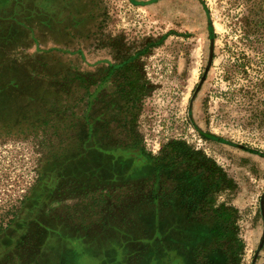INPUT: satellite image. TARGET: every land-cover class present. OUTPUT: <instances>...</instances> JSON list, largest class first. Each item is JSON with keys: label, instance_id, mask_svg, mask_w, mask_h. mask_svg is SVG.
I'll return each mask as SVG.
<instances>
[{"label": "rangeland", "instance_id": "1", "mask_svg": "<svg viewBox=\"0 0 264 264\" xmlns=\"http://www.w3.org/2000/svg\"><path fill=\"white\" fill-rule=\"evenodd\" d=\"M124 59L143 83L134 133L152 155L178 141L220 167L215 204L236 209L239 242L226 262L264 264V0H0V264H32L37 250L38 264L188 263L177 246L145 254L132 230L88 238L83 199L51 205L40 184L54 139L15 83L49 88L54 68L99 78Z\"/></svg>", "mask_w": 264, "mask_h": 264}, {"label": "trees", "instance_id": "2", "mask_svg": "<svg viewBox=\"0 0 264 264\" xmlns=\"http://www.w3.org/2000/svg\"><path fill=\"white\" fill-rule=\"evenodd\" d=\"M130 60L109 63L99 78L95 72L54 68L49 88L32 91L15 83L14 88L25 92L26 105H42L33 128H42L54 139L41 167L40 184L49 190L51 205L57 198L83 199L88 211L78 219L87 224L85 214L91 218L85 226L88 238L89 232L105 233L112 227L122 237L119 231L127 229L148 239L145 254L177 246L187 264H210L209 250L219 258L211 264H228L239 243L236 209L215 204L228 181L220 167L181 142L170 141L159 156L147 151L134 133L143 83ZM61 219L51 217L45 224L55 226ZM24 231L27 234L28 226ZM17 257L23 262L22 253ZM42 257L37 250L32 264Z\"/></svg>", "mask_w": 264, "mask_h": 264}]
</instances>
